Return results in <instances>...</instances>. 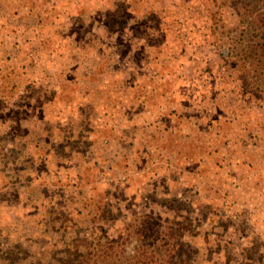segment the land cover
<instances>
[{
	"label": "rangeland",
	"instance_id": "rangeland-1",
	"mask_svg": "<svg viewBox=\"0 0 264 264\" xmlns=\"http://www.w3.org/2000/svg\"><path fill=\"white\" fill-rule=\"evenodd\" d=\"M235 21L0 0V264H264V91L220 54Z\"/></svg>",
	"mask_w": 264,
	"mask_h": 264
},
{
	"label": "trees",
	"instance_id": "trees-1",
	"mask_svg": "<svg viewBox=\"0 0 264 264\" xmlns=\"http://www.w3.org/2000/svg\"><path fill=\"white\" fill-rule=\"evenodd\" d=\"M235 7V25L227 28L232 34V47L220 50L229 65L237 69L243 91L261 96L264 91V0H229ZM111 258V256H109ZM173 264L172 257L167 260Z\"/></svg>",
	"mask_w": 264,
	"mask_h": 264
}]
</instances>
